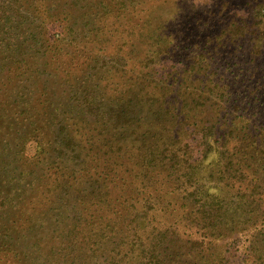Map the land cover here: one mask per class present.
<instances>
[{"label":"rangeland","instance_id":"1","mask_svg":"<svg viewBox=\"0 0 264 264\" xmlns=\"http://www.w3.org/2000/svg\"><path fill=\"white\" fill-rule=\"evenodd\" d=\"M263 118L264 0H0V190L56 192L36 264H262Z\"/></svg>","mask_w":264,"mask_h":264},{"label":"trees","instance_id":"2","mask_svg":"<svg viewBox=\"0 0 264 264\" xmlns=\"http://www.w3.org/2000/svg\"><path fill=\"white\" fill-rule=\"evenodd\" d=\"M219 95L222 96L223 94L220 93ZM186 99L188 98H182L180 100L185 102ZM163 100L165 101L166 99L163 98ZM193 103H196L197 106L200 105L199 99L193 100ZM218 105L219 104L216 102L212 104L213 107L215 106L214 108H216V110H219L218 108L220 106ZM128 118L130 119L131 116H129ZM133 120H135L134 117ZM247 122L249 123V121ZM247 122L242 123L240 129L237 127L236 131H248L249 127L247 126ZM260 123L261 124L259 125V130L257 129V131L253 132V130L250 128L248 133L245 132V137L243 139L248 140V144H240V148L238 147L239 150L235 148L236 156L238 158H242L243 155L245 156L250 154L249 159L252 162L261 161L262 155H264V118L260 119ZM231 133L234 134V131H231ZM153 137H156V135H154ZM159 140L162 141V134L160 135ZM142 143H144V139H142ZM142 143L141 151H139V153L136 155H139L138 159L142 160L145 165L148 163L150 164L152 162L155 163L160 161L161 156L166 151L165 143H163L162 145H160L158 142H155L154 144ZM70 145V148H72L74 146H77V143H75V140H71ZM241 147H245V149L243 150ZM6 150L7 148H5L3 152H5ZM36 152L33 154V157L36 156ZM222 152L227 153L219 148L216 150V153ZM61 153L62 155L65 154V150H62ZM173 154L178 156L179 159L183 158V161H185V163L189 161V159L186 158L185 148L179 149L176 152H173ZM135 164L138 163L136 162ZM130 167L133 170H129L134 171V167ZM1 169L2 166L0 163V170ZM136 175L138 174L136 173ZM6 192L7 191L0 190V264H28L29 262L30 264H36V262L38 261L35 258H33L35 261L33 259V261L29 260L30 257H28L27 251L33 247H41L43 242L46 243L47 237L45 236V234L41 233V227L33 226L32 228L31 226H29V224L35 221V218L39 214V209L42 208V203H40L39 197L44 196L47 200V203H50L51 197L56 192L54 190H20V194L17 198H15L14 195H7ZM29 193L31 194V199L29 200V202H25L26 198H24V196ZM206 194L209 196H218L217 191L212 193L208 192ZM229 199L232 201V203H239L242 199V196H240L239 194H233L229 197ZM29 207L32 208L30 209ZM16 209H22L19 216H14V212L16 211ZM29 210L31 211L29 212ZM91 217V223L94 222V224H96L100 221L94 214ZM79 234H82L81 238L83 240H85L86 238L90 240L93 231L85 230V232H83L81 230ZM39 236L40 239L38 240L37 244L34 243V245H31V240ZM262 264H264V262H262Z\"/></svg>","mask_w":264,"mask_h":264}]
</instances>
